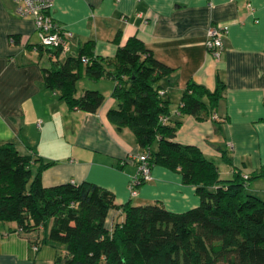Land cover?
<instances>
[{"label":"crops","instance_id":"1","mask_svg":"<svg viewBox=\"0 0 264 264\" xmlns=\"http://www.w3.org/2000/svg\"><path fill=\"white\" fill-rule=\"evenodd\" d=\"M16 8L14 0H0V143L13 142L22 154L53 162L42 173L45 187L87 181L112 191L119 205L159 202L173 212L198 206L196 186L162 164H155L152 179L131 195L129 186L138 174L132 157L144 150L130 128H118L108 118L118 106L116 81L84 74L77 96L96 89L105 102L96 113L70 108L44 82L43 69L57 58L37 50L34 19L20 16ZM52 16L72 33L70 52L60 60L87 41H94L95 56L113 57L119 45L137 35L174 69L160 89L169 101L170 119L182 122L176 140L198 146L217 163L221 179L264 170V0H55ZM211 25L225 28L220 58L207 50ZM190 81L211 91L225 87L211 117L180 114ZM247 190L264 197V177L249 181ZM124 219L122 209H111L106 227L112 230ZM46 235L44 229L21 234L16 222L0 220V264H55L64 251L46 242Z\"/></svg>","mask_w":264,"mask_h":264},{"label":"trees","instance_id":"2","mask_svg":"<svg viewBox=\"0 0 264 264\" xmlns=\"http://www.w3.org/2000/svg\"><path fill=\"white\" fill-rule=\"evenodd\" d=\"M94 47V41H87L78 53L60 60V49L38 44L39 52L57 58L43 69L45 85L70 108L96 113L104 94L87 89L77 96V83L84 74L94 80L113 78L118 106L108 111L109 120L135 133L152 167L178 170L185 184L196 186L201 203L173 212L159 202L119 205L112 191L87 181L45 187L42 173L53 162L24 155L7 142L0 143V220L16 222L21 234L44 229L45 241L64 251L55 264H264V200L247 190L249 181L264 177V170L221 179L217 163L198 146L176 140L182 122L170 119L169 101L160 89L174 69L137 35L119 45L113 57L95 56ZM224 88L221 84L211 91L188 82L180 114L211 117ZM115 208L124 211L125 219L109 230L106 219Z\"/></svg>","mask_w":264,"mask_h":264},{"label":"built area","instance_id":"3","mask_svg":"<svg viewBox=\"0 0 264 264\" xmlns=\"http://www.w3.org/2000/svg\"><path fill=\"white\" fill-rule=\"evenodd\" d=\"M14 1L17 5L16 11L20 16L34 19L36 32L43 46L53 50L60 49L62 53L70 52L69 39L72 33L61 26L52 16L55 0ZM248 6L250 8L251 4ZM224 31L225 28L217 25H211L207 30V50L216 58H220L222 53ZM162 120L166 122L168 117H163ZM132 159L137 163L138 174L132 179L129 189L132 196H137L139 185L152 179V164L149 151L133 156ZM247 177L246 175L245 178Z\"/></svg>","mask_w":264,"mask_h":264},{"label":"rangeland","instance_id":"4","mask_svg":"<svg viewBox=\"0 0 264 264\" xmlns=\"http://www.w3.org/2000/svg\"><path fill=\"white\" fill-rule=\"evenodd\" d=\"M80 81H83V80H80ZM80 85V84H79ZM78 87V86H77ZM104 96H105V94H104ZM261 199H263L264 200V197H260Z\"/></svg>","mask_w":264,"mask_h":264}]
</instances>
